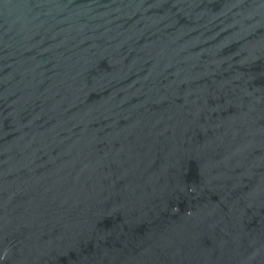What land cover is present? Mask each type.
Listing matches in <instances>:
<instances>
[{
    "label": "water",
    "instance_id": "obj_1",
    "mask_svg": "<svg viewBox=\"0 0 264 264\" xmlns=\"http://www.w3.org/2000/svg\"><path fill=\"white\" fill-rule=\"evenodd\" d=\"M0 264H264V0H0Z\"/></svg>",
    "mask_w": 264,
    "mask_h": 264
}]
</instances>
